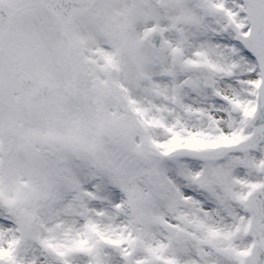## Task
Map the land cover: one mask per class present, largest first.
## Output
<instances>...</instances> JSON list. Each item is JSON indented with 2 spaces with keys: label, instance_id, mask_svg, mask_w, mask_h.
<instances>
[{
  "label": "snow or ice",
  "instance_id": "obj_1",
  "mask_svg": "<svg viewBox=\"0 0 264 264\" xmlns=\"http://www.w3.org/2000/svg\"><path fill=\"white\" fill-rule=\"evenodd\" d=\"M0 264H264V0H0Z\"/></svg>",
  "mask_w": 264,
  "mask_h": 264
}]
</instances>
